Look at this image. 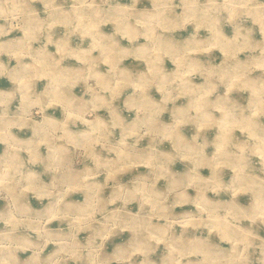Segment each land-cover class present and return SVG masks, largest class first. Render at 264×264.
<instances>
[{
  "label": "rangeland",
  "instance_id": "374dc122",
  "mask_svg": "<svg viewBox=\"0 0 264 264\" xmlns=\"http://www.w3.org/2000/svg\"><path fill=\"white\" fill-rule=\"evenodd\" d=\"M0 264H264V0H0Z\"/></svg>",
  "mask_w": 264,
  "mask_h": 264
}]
</instances>
